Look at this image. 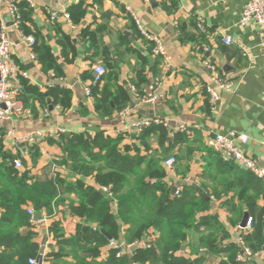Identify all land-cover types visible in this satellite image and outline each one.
<instances>
[{
	"label": "crops",
	"instance_id": "obj_1",
	"mask_svg": "<svg viewBox=\"0 0 264 264\" xmlns=\"http://www.w3.org/2000/svg\"><path fill=\"white\" fill-rule=\"evenodd\" d=\"M17 1L25 4L24 29L28 34H24L37 38L50 49L56 62L61 65L62 75L56 76L55 71H44L38 60L32 58L33 48L24 42L5 11L7 35L13 43V59L19 70L28 75V79H20V100L27 113L19 119L0 121V151L22 159L24 165H31L33 176L45 178L61 174L72 182L79 176L72 178L70 171L56 165L63 153L51 141L56 142L62 136L39 140L28 147L16 143L6 133L13 130L15 136H20L36 130L48 132L61 127L67 130L66 135L77 134L86 138L103 131L111 137L123 136L124 144L132 145L135 143L133 137L139 135L132 129L123 130L132 121L147 118L167 122L168 128H164L171 142L178 134L187 135L188 140L193 142V145L178 144L173 148L171 156H175L178 163L176 177H166L171 190L175 186L182 191L192 187L198 195L205 199L209 197L211 209L208 214L217 219L229 235L224 244L238 245L242 236L239 227L245 211L249 212L248 207L237 199L231 201L233 193L219 199L210 197L202 184L209 185L210 192L213 188L222 190L221 184H215L214 180L228 173L225 167H221L224 165L232 164L241 171H247L234 163L224 162L211 149L214 154L202 148L209 149L207 140L218 134L230 131L245 134L249 142L241 147L242 151L264 167V31L255 23L245 27L239 25L246 0ZM81 2L86 13L79 23L73 22L74 27L63 18L51 21L50 13L68 12ZM128 9L141 18L149 32L161 38L170 57L169 66L163 58L152 54V44L139 34ZM198 24L203 26L202 30ZM66 36L75 47V57L71 63H66L63 57ZM225 36L233 37L234 43L224 45L222 38ZM206 61L215 71L205 66ZM98 65L105 66L107 70L104 85H108L111 91L121 88L128 92L130 103L123 108L130 110L126 119L122 120L119 112H115L111 118L100 117L95 110L93 95H86V86L93 78V68ZM216 76L230 80L233 87L230 92L220 91L219 99L213 102L207 89L215 86ZM24 83H28L30 89ZM155 84L158 100L155 103L143 102L141 97L149 94V87ZM133 87L137 94L132 91ZM54 89L71 92V106L68 109L54 105L51 99L43 104L37 97L38 92L46 93ZM115 107L112 104V108ZM46 109L50 112L49 116L45 115ZM151 144L154 152L161 151L156 137L151 139ZM166 147L170 148L171 145L166 144ZM36 150L37 153H34ZM34 156H37L36 165L33 164ZM87 182L92 183V180L88 178ZM194 185L201 188L203 193L196 190ZM68 197L74 199L73 195ZM67 204L60 205L53 219L61 223L66 237H70L76 233L77 224L84 221L72 216ZM262 208L263 202H260L257 212ZM232 220L236 223L232 224ZM50 221L43 214V220L34 226L40 248L44 238L48 239L45 256L58 250L49 235ZM203 230L192 233V249L198 247ZM150 236L157 238L159 235L151 229L144 239ZM258 251L262 254L256 262L264 264V250ZM181 253L193 258L190 248H183ZM203 254L204 264H219L226 258L206 250H203ZM107 255L108 249H104L98 260H104ZM54 262L44 259V264ZM56 264H72V260L66 258Z\"/></svg>",
	"mask_w": 264,
	"mask_h": 264
},
{
	"label": "trees",
	"instance_id": "obj_2",
	"mask_svg": "<svg viewBox=\"0 0 264 264\" xmlns=\"http://www.w3.org/2000/svg\"><path fill=\"white\" fill-rule=\"evenodd\" d=\"M16 3L22 14L21 30L27 33L24 29L25 4L17 0ZM83 6L81 2L68 10L74 24L85 15ZM64 38V61L71 63L75 47L69 37ZM35 40L33 53L42 69L55 71L56 76L62 75L61 65L50 49L37 38ZM104 81L105 77L92 88V95L100 117L111 118L115 112L128 106L130 96L121 88L111 91ZM24 86L31 87L28 83ZM36 94L43 104L51 99L54 105H61L64 110L71 106L72 94L67 90L54 89ZM112 104L116 107L112 108ZM153 137L158 139L160 152L152 150ZM124 139L98 131L86 138L68 134L56 142L51 141L63 153L56 165L70 171L72 178L79 176L72 182L61 174L45 178L33 176L32 167L27 164L17 170L13 165L16 157L0 151V264H29L30 259H37L40 243L35 224L28 214L30 208L51 220L48 231L58 250L48 253L44 258L46 262L54 260L56 264L70 258L72 264H204L203 250H206L226 257L219 264H236L239 247L234 243L224 244L229 235L218 220L208 214L211 209L209 200L198 195L192 187L170 199L171 186L167 183L163 163L172 155L176 145H193L187 135L178 134L171 142L167 130L154 125L134 136L132 145H125ZM166 144L171 147L167 148ZM202 149L214 154L210 149ZM36 158L33 157L34 165ZM221 167H225L228 173L215 178L214 183L221 184L222 190L213 188L210 192L209 185L202 184V187L210 197L218 199L233 193L231 201L237 199L248 207L253 218V232L244 240L252 250L258 251L264 247V182L232 164ZM88 178L92 183L87 182ZM108 187L112 190V197L103 191ZM71 195L74 199L68 197ZM66 202L69 213L84 221L77 224L76 233L70 237H66L61 223L53 219L60 205ZM260 202H263V208L258 213ZM235 223L232 220V224ZM202 228L198 247L192 249L191 235ZM151 229L159 236L151 242L150 248L136 249L133 254H124L120 258L116 257V250L109 248L111 241L127 244L141 241ZM183 248H190L193 258L181 253ZM104 249H108V255L99 261Z\"/></svg>",
	"mask_w": 264,
	"mask_h": 264
},
{
	"label": "built area",
	"instance_id": "obj_3",
	"mask_svg": "<svg viewBox=\"0 0 264 264\" xmlns=\"http://www.w3.org/2000/svg\"><path fill=\"white\" fill-rule=\"evenodd\" d=\"M76 2H79L77 0ZM7 12L12 19V25L14 28L20 31L24 42L32 48L36 43V40L32 36H27L21 30L22 14L16 3V0H0V121H12L15 119L22 118L27 110L20 100L22 93V84L20 79H28V75L25 72H21L13 59V43L10 41L7 35V25L4 19V12ZM131 17L133 18L135 25L139 31V34L153 46L152 54L155 57H161L170 65V57L163 44L161 38L153 35L147 30L143 24L141 18L137 14L128 9ZM64 19L70 26L74 27L73 20L69 12L63 10L62 12L50 13V19L56 22L60 19ZM251 23L257 24L264 31V0H246V4L239 22V25L245 27ZM199 29H203L201 24H198ZM224 45H232L234 39L231 36H225L222 38ZM264 50V41L262 43ZM32 58L35 59V55L32 54ZM205 66L209 70L215 71V68L209 63L205 62ZM107 73L106 68L103 65H98L93 68V78L91 83L86 86L85 92L88 97H92V88L98 86ZM214 87L207 89L211 100L213 102L219 99V92L232 90L233 84L230 80H226L220 76L214 78ZM156 85H151L148 89L149 94L142 96V101L145 103H155L158 100L156 92ZM132 91L137 94L136 88H132ZM130 110L126 108L119 112L120 118L126 119L129 115ZM45 115L49 116L50 112L48 109L45 110ZM154 125H162L168 128V123L160 120L151 119H137L131 122L130 126H125L124 131L133 130L137 135ZM183 131V130H182ZM121 132H119L120 134ZM67 134V130L61 127L56 128L48 132L32 131L20 136H15L13 130H9L6 133L7 137L14 138L16 143L24 144L28 147L36 144L39 140L47 138H56ZM249 137L245 134L230 131L227 134H218L210 137L207 140V147L213 152L220 155L221 159L226 163H234L240 168L252 173L256 178L264 182V167H261L254 159L248 157L241 149L242 146L247 145ZM178 161L175 156L167 158L164 163V169L167 173V177L170 176L172 179L176 177V165ZM14 168L22 170L24 168L23 160L17 158L13 161ZM176 187L175 196H180L182 190ZM103 191L112 197V190L110 187L103 188ZM28 214L32 217L31 222L36 224L34 220V210L28 209ZM242 236L238 242L239 253L236 256V264H261L256 262L261 257V251H254L245 243V236L253 231V218L250 217L246 227L240 228ZM96 230V227L94 228ZM155 239L154 236H150L147 239L136 241L127 244L126 242L111 241L109 248L116 250V257L120 258L124 254H133L136 249H147L151 247V242ZM264 250V247H263ZM226 260V258H225ZM29 264H38L37 259H30Z\"/></svg>",
	"mask_w": 264,
	"mask_h": 264
},
{
	"label": "water",
	"instance_id": "obj_4",
	"mask_svg": "<svg viewBox=\"0 0 264 264\" xmlns=\"http://www.w3.org/2000/svg\"><path fill=\"white\" fill-rule=\"evenodd\" d=\"M48 103L50 105V109L52 110L53 109V106H52L51 102L49 101ZM194 188L196 190H198L200 193H203V190L201 188L197 187L196 185H194ZM175 193H176V187H173L172 190H171V195H170V199L171 200H173L175 198ZM206 199L209 200V197L206 196ZM249 218H250V213L248 212V210H246L245 213H244V217H243V220L241 222L240 228L244 229L246 227V224H247ZM34 220L36 222L42 221L43 220V213L42 212H35V214H34ZM102 233L109 240H111L110 236L105 231L102 230ZM47 241H48L47 238H44V240L42 241V245H41L39 254L37 256V262H38V264H44V256H45V250H46Z\"/></svg>",
	"mask_w": 264,
	"mask_h": 264
}]
</instances>
